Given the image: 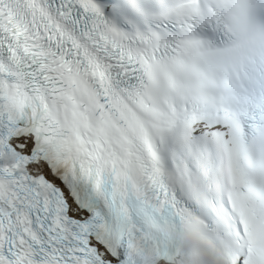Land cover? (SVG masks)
I'll use <instances>...</instances> for the list:
<instances>
[{
	"label": "snow or ice",
	"instance_id": "1",
	"mask_svg": "<svg viewBox=\"0 0 264 264\" xmlns=\"http://www.w3.org/2000/svg\"><path fill=\"white\" fill-rule=\"evenodd\" d=\"M264 264V0H0V264Z\"/></svg>",
	"mask_w": 264,
	"mask_h": 264
},
{
	"label": "clouds",
	"instance_id": "2",
	"mask_svg": "<svg viewBox=\"0 0 264 264\" xmlns=\"http://www.w3.org/2000/svg\"><path fill=\"white\" fill-rule=\"evenodd\" d=\"M183 264H217L216 254L200 235L198 228L187 223L182 233L174 234Z\"/></svg>",
	"mask_w": 264,
	"mask_h": 264
}]
</instances>
